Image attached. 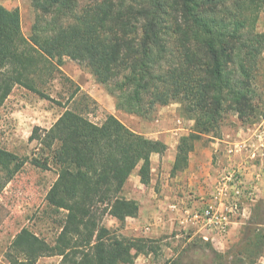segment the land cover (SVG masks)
<instances>
[{
	"label": "trees",
	"instance_id": "obj_1",
	"mask_svg": "<svg viewBox=\"0 0 264 264\" xmlns=\"http://www.w3.org/2000/svg\"><path fill=\"white\" fill-rule=\"evenodd\" d=\"M131 1L127 6V0H103L80 11L77 0H32L37 15L29 37L22 31L19 10L0 5V108L16 86L50 99L42 91L45 79L52 78L69 57L88 64L110 93L127 92L117 96L118 108L139 112L142 92L148 88L146 78L159 61L168 60L166 36L172 35L182 53L179 60L187 67L171 70L173 96L195 123L192 133L180 141L174 166L179 170L196 141L218 129L221 114L231 104L240 120L258 117L252 101L264 61V34L256 32L255 25L264 0H235L221 16L203 10L214 0ZM114 2L120 27L129 24V15L143 24L136 63L140 72L124 75L126 82L113 86L111 81L117 80L113 66L123 45L108 35L109 29L105 33ZM178 17L180 23H172ZM131 86L134 91H123ZM154 89L151 102L167 105V94ZM260 116L263 119L264 113ZM30 140L38 142L42 154L32 163L44 169L53 163L58 169L47 202L65 215L53 244L23 229L11 245L12 264H35L52 256L61 257V264H132L138 255L155 250L157 240L116 234L103 218L112 216L123 225L127 218L138 216L139 206L124 197V186L138 167L141 182H150L151 156L165 150L161 142L132 131L114 115L99 125L68 109L50 129L36 127ZM27 161L0 148V194ZM201 243L202 252L208 250L203 257L211 264H259L264 257V202L259 201L243 223L236 250L222 253L210 242Z\"/></svg>",
	"mask_w": 264,
	"mask_h": 264
},
{
	"label": "rangeland",
	"instance_id": "obj_2",
	"mask_svg": "<svg viewBox=\"0 0 264 264\" xmlns=\"http://www.w3.org/2000/svg\"><path fill=\"white\" fill-rule=\"evenodd\" d=\"M77 1L81 11L103 0ZM127 1V6L133 4L131 0ZM234 1L214 0L209 8H203V10L221 16L225 8ZM117 4L118 2H114L113 18L107 22V29L105 30L106 33L109 29L111 32L108 35L110 37L116 36L117 40L123 44L117 63L113 66V73L117 74L114 77L117 80L110 83L113 86L116 83H125L124 75L131 77L140 72L136 63L140 56L143 24V20H138L137 17L129 15V24L120 27L116 19ZM0 5L10 10H19L22 31L26 37H29L37 15L32 0H0ZM257 14L258 20L255 30L264 34V9L258 11ZM52 16L49 14L48 19H51ZM175 21L180 23L179 17L174 19L172 23ZM166 39H168L166 46L170 51L166 56L168 60L159 61L151 75L147 76L148 88L142 92V105L139 112L131 113L118 108L117 96L127 92L115 90V94L110 93L104 84L96 81L93 70L88 64L72 60L69 57H64L62 66L58 68L52 78L47 76L45 79L46 82L43 84L42 91L50 96V99L43 98L23 86H16L13 89L11 95L0 108V148L15 153L21 158H27L28 161L0 194V264L14 263L13 258L9 256L11 245L23 229H28L38 237L53 244L60 232L61 221L64 219V212H57L47 202V194L58 177L57 167L51 163L48 169H44L32 163L33 159L42 156L37 146L38 142L30 140L36 127L50 129L67 109L82 113L89 120L99 125L105 122L111 109L117 118L127 125L128 123L136 124L138 120L153 122L162 109L166 107L177 109L179 115L185 119L187 126L190 124L188 121L191 119L183 114L181 100L173 96L175 81L171 72L174 68L185 69L187 67H185V63L180 61L182 53L174 36L167 35ZM169 41L170 45L168 44ZM202 53L203 50L199 49L198 54ZM262 56L264 58V52ZM122 62H125V65L118 66ZM198 67V69H202L199 64ZM121 71L123 72L120 74ZM148 77H151V80ZM152 77H156V80H153ZM155 87L158 88V92L167 94L169 100L167 105H161L155 101L151 102L153 100L152 94L156 93ZM254 88L256 96L253 98L252 105L254 108L256 107L255 114L258 117L251 116L240 120L231 104L229 109L221 114L218 129L208 135H203L196 143L208 145L210 142H216L217 139H223L225 131L231 132V129L234 128L257 127L263 121L260 114L264 113V61ZM123 91L131 92L134 89L131 86L126 87ZM191 121L194 122V120ZM248 219L249 217L245 220ZM103 224L116 234L123 235L125 223L116 226L108 216H105ZM177 234L178 237L176 234H168L153 239L157 240L154 245L155 250L149 254L138 255L132 264H170L174 261H178L179 264H211L209 259L203 257V254L208 250L202 252L200 249L203 240L199 235L190 230H181ZM239 241L240 232L235 241L231 242L224 251L216 249L213 245L212 247L222 253L234 251L236 250L235 245ZM10 255L12 256V254ZM19 259L21 260L20 257ZM61 261L62 258L59 256L41 257L35 264H61Z\"/></svg>",
	"mask_w": 264,
	"mask_h": 264
},
{
	"label": "crops",
	"instance_id": "obj_3",
	"mask_svg": "<svg viewBox=\"0 0 264 264\" xmlns=\"http://www.w3.org/2000/svg\"><path fill=\"white\" fill-rule=\"evenodd\" d=\"M110 115L116 116L111 109ZM185 122L177 109L166 107L153 122L138 120L136 124L126 125L150 140L161 142L165 150L152 154L151 179L147 185L141 182L138 167L124 186V197L138 204L139 213L137 217L126 219L122 232L129 238L158 239L168 234L178 237L177 232L182 229L170 206L202 207L211 199L218 177L233 165L242 169L255 198L244 199L245 216L233 223L227 237L214 236L210 242L216 249L224 251L238 237L253 207L259 201L264 202V118L257 127L225 131L224 140L217 139L208 145L196 143L187 162L174 170L180 141L193 131L194 122L189 120L188 126ZM253 154L255 158L251 156ZM108 217L113 224L120 225L118 219ZM259 264H264V257Z\"/></svg>",
	"mask_w": 264,
	"mask_h": 264
},
{
	"label": "built area",
	"instance_id": "obj_4",
	"mask_svg": "<svg viewBox=\"0 0 264 264\" xmlns=\"http://www.w3.org/2000/svg\"><path fill=\"white\" fill-rule=\"evenodd\" d=\"M232 153L231 148L229 149ZM255 158V155H251ZM255 193L245 181L240 167L230 166L218 177L211 199L202 207L172 204L171 211L178 216L182 230H190L204 242L214 236L227 237L237 220L245 216L244 199L254 200Z\"/></svg>",
	"mask_w": 264,
	"mask_h": 264
}]
</instances>
